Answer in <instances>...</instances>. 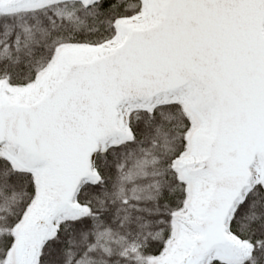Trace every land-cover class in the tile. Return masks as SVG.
<instances>
[{
	"label": "snow or ice",
	"instance_id": "1",
	"mask_svg": "<svg viewBox=\"0 0 264 264\" xmlns=\"http://www.w3.org/2000/svg\"><path fill=\"white\" fill-rule=\"evenodd\" d=\"M0 264H264V0H0Z\"/></svg>",
	"mask_w": 264,
	"mask_h": 264
}]
</instances>
